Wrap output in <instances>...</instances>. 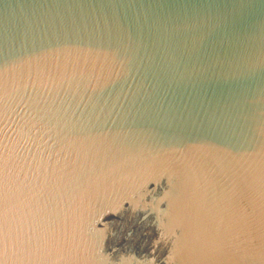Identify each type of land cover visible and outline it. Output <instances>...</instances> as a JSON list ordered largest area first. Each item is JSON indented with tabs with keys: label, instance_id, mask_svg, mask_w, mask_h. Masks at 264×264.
I'll list each match as a JSON object with an SVG mask.
<instances>
[{
	"label": "water",
	"instance_id": "95a60500",
	"mask_svg": "<svg viewBox=\"0 0 264 264\" xmlns=\"http://www.w3.org/2000/svg\"><path fill=\"white\" fill-rule=\"evenodd\" d=\"M0 264H264V0H0Z\"/></svg>",
	"mask_w": 264,
	"mask_h": 264
}]
</instances>
